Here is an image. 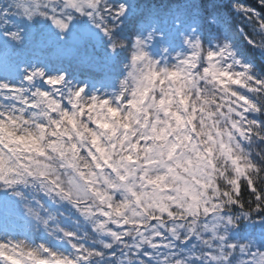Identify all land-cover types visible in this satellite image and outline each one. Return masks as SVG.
I'll use <instances>...</instances> for the list:
<instances>
[{
	"label": "snow or ice",
	"instance_id": "6c2138e0",
	"mask_svg": "<svg viewBox=\"0 0 264 264\" xmlns=\"http://www.w3.org/2000/svg\"><path fill=\"white\" fill-rule=\"evenodd\" d=\"M257 3L264 10V0ZM231 9L250 26L247 44L264 58V15L243 0H232ZM131 11L113 0H0V81H11L0 83V132L18 123L6 109H27L49 148L62 159L65 149L70 154L68 167L79 169L85 156L94 172L109 173L107 191L93 188V204L22 164L48 188L23 218L0 199V264H264V63L237 49L221 17L210 16L215 44L193 27L174 62L149 58L154 30L136 36L130 59L140 74H129L136 85L116 106L27 63V38L37 25L77 39L75 25L86 20L116 53L114 40ZM21 66L24 88L10 75ZM25 141L39 143L31 133L14 137ZM0 182L8 183L3 162Z\"/></svg>",
	"mask_w": 264,
	"mask_h": 264
},
{
	"label": "trees",
	"instance_id": "16d2710c",
	"mask_svg": "<svg viewBox=\"0 0 264 264\" xmlns=\"http://www.w3.org/2000/svg\"><path fill=\"white\" fill-rule=\"evenodd\" d=\"M243 2L257 7V11L264 15L257 0ZM113 3L131 6L132 11L122 19L117 32L118 37L129 42V48L134 37L147 35L153 30V39L160 47L165 44L178 47L184 36L191 34L193 27L197 29L201 40L211 46L217 42L213 39L217 35V27L210 16L218 15L226 23L237 49L253 63H264V58L259 57L244 39L250 26L233 13L232 0H113ZM83 23L92 26L86 20ZM86 28L75 26L77 39L73 38L72 33L59 39L49 25H37L34 33L27 38V47L30 49L27 63L35 62L54 74L62 73L73 83L106 86L115 82L124 74L122 65L130 60L129 48L112 53L102 33L94 27L91 30ZM240 28L246 31L241 32ZM42 87L47 89V85ZM63 210L66 215L74 216L70 206L64 205Z\"/></svg>",
	"mask_w": 264,
	"mask_h": 264
},
{
	"label": "clouds",
	"instance_id": "9594fccd",
	"mask_svg": "<svg viewBox=\"0 0 264 264\" xmlns=\"http://www.w3.org/2000/svg\"><path fill=\"white\" fill-rule=\"evenodd\" d=\"M79 22V21H78ZM135 37L133 38V41ZM114 42L117 45V49L129 48V42L126 39L116 37ZM133 43V42H132ZM132 45V44H131ZM152 41H148L147 45V54L150 59L155 60L159 63L160 60L154 59L150 48ZM132 47L129 48V57H131ZM179 53H177L178 55ZM170 55V53H169ZM176 55V56H177ZM175 56V57H176ZM173 57V59H175ZM24 66H21V71L18 72V78L16 79V85L21 88L25 86L20 81V76L22 75V69ZM123 76L118 77L116 80L115 87L111 90L103 92H92L90 95H98L101 98L113 101V106L120 104V97L124 96L127 92L131 95L133 88L136 85V81L130 77V73H135L139 76V69L134 68L131 59L128 63L122 65ZM10 83L11 81H0V83ZM67 87V85H65ZM75 87V85H73ZM53 93L60 92L56 88H51ZM62 94V92H61ZM23 95V93H20ZM26 99H31V96L25 97ZM57 99H60V96L57 95ZM89 100L87 97L83 99V103H88ZM40 113H44V107H41L38 110ZM7 115L12 116L14 119L18 120V123L15 127L9 126L7 132H0V162H3L5 168V179L8 183L0 182V199L6 200L16 205V212L18 215L26 217L27 205L31 203L32 199L43 198L42 189L48 188L47 179H40L39 176L29 177L25 171L24 167L21 165H26L33 173H39L40 171L46 172L52 179H57L62 185L63 190L66 192L72 193L73 198H82L87 201H91L93 204H96L95 197L93 195V188L99 192L107 191L105 185V178L109 175L107 172H94L93 167L90 165L89 161L85 156H80V159L77 161L79 169L70 168L67 166V160L71 159L70 154L67 153L65 149V157L62 159L57 151H54L49 148V139H41V132L38 126V122L33 118V114L27 112V109L21 111L16 109L15 111L11 109H6ZM27 113V114H26ZM40 125H46L49 123L48 119H41ZM51 131V129H49ZM11 132L12 135L9 136L7 133ZM31 133L39 143H34L32 141H25L22 143L14 142V137L19 136H28ZM57 143L62 144V140L58 137ZM87 151L86 145H81ZM37 150H43L47 155L41 157L38 155ZM79 155V153H77ZM85 165H89L85 168ZM11 170V171H8ZM22 180V183H17L15 181ZM91 182V183H90ZM19 193V195H18ZM115 195V193H113ZM60 201L57 200V204ZM6 239H11L6 237ZM17 241L24 245L23 237H17ZM33 241H29L26 247L32 246ZM34 243H39V240H36Z\"/></svg>",
	"mask_w": 264,
	"mask_h": 264
},
{
	"label": "rangeland",
	"instance_id": "374dc122",
	"mask_svg": "<svg viewBox=\"0 0 264 264\" xmlns=\"http://www.w3.org/2000/svg\"><path fill=\"white\" fill-rule=\"evenodd\" d=\"M86 25V27H85ZM77 27H80V28H86L88 30H91L93 29V26H88L87 24L83 23V20L80 21V22H77L76 25ZM137 36H147V35H143V34H139ZM186 36H184V39H185ZM184 39L182 41V43L178 46V47H175V46H168L167 44L163 45L162 47H160L158 44H157V41H155L154 39L152 40V45H151V48H150V52L153 56L154 59H158L160 61H168V62H174V59L173 57H175L177 55V53H180L184 50L185 48V45H184ZM167 49V52H165L164 50ZM170 53V55H169ZM1 72V71H0ZM12 75L13 79H17L18 78V74H10ZM74 84H76L77 86H83V87H86V90L87 92L90 94L92 92H103V91H107V90H111L115 87V84H116V81L115 82H112L110 83L109 85H91L87 82H75Z\"/></svg>",
	"mask_w": 264,
	"mask_h": 264
}]
</instances>
